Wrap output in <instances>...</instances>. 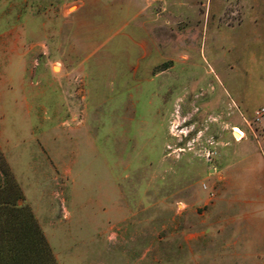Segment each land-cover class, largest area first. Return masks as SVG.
Returning <instances> with one entry per match:
<instances>
[{"label":"rangeland","instance_id":"374dc122","mask_svg":"<svg viewBox=\"0 0 264 264\" xmlns=\"http://www.w3.org/2000/svg\"><path fill=\"white\" fill-rule=\"evenodd\" d=\"M259 107L264 0H0V179L53 264H264Z\"/></svg>","mask_w":264,"mask_h":264},{"label":"trees","instance_id":"16d2710c","mask_svg":"<svg viewBox=\"0 0 264 264\" xmlns=\"http://www.w3.org/2000/svg\"><path fill=\"white\" fill-rule=\"evenodd\" d=\"M4 172L0 179V264H53L28 208L15 206L21 194Z\"/></svg>","mask_w":264,"mask_h":264},{"label":"crops","instance_id":"0c3cea01","mask_svg":"<svg viewBox=\"0 0 264 264\" xmlns=\"http://www.w3.org/2000/svg\"><path fill=\"white\" fill-rule=\"evenodd\" d=\"M235 128V127H234ZM20 189V193H21V195L23 196V199H21V200H18V201H16V203H15V206H21V205H28V203H27V201L25 200V202H24V199H25V194L22 192V190H21V188H19ZM29 206V205H28ZM29 212H30V214L32 215V218L34 219V216H33V214H32V212H31V209L29 208ZM36 223V222H35ZM245 224H247V223H245ZM36 225L38 226V224L36 223ZM38 228H39V226H38ZM40 230V229H39ZM41 232V231H40ZM41 234H42V236L44 237V240H45V242H46V244L48 245V248H49V244H48V240L45 238V235L41 232ZM245 236H247V229H246V234H245Z\"/></svg>","mask_w":264,"mask_h":264},{"label":"built area","instance_id":"2783aa9c","mask_svg":"<svg viewBox=\"0 0 264 264\" xmlns=\"http://www.w3.org/2000/svg\"><path fill=\"white\" fill-rule=\"evenodd\" d=\"M252 115L254 118L258 119V118H264V108H255L253 111H252Z\"/></svg>","mask_w":264,"mask_h":264}]
</instances>
